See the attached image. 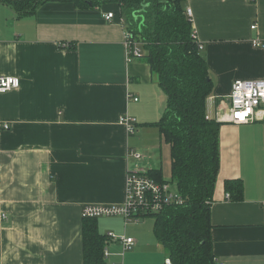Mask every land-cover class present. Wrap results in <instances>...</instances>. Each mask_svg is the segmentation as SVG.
I'll return each mask as SVG.
<instances>
[{
    "label": "crops",
    "instance_id": "1",
    "mask_svg": "<svg viewBox=\"0 0 264 264\" xmlns=\"http://www.w3.org/2000/svg\"><path fill=\"white\" fill-rule=\"evenodd\" d=\"M185 7L212 81L207 116L223 119L210 204L212 252L224 264H264V127L252 123L259 132L251 139L242 132L251 123L227 120L231 83L264 79V44L252 42L264 43V0H186ZM106 12L114 13L111 21L103 19ZM119 20L116 3L80 9L47 2L16 16L0 0V74L19 78L18 87L0 92V264H82L81 207L121 203L129 170L167 168L164 178L170 176L169 146L150 124L166 98L149 64L128 59ZM124 116L134 133L120 123ZM157 146L158 162L146 155ZM227 180L241 184L239 199L225 198ZM121 221L93 222L122 257L111 261L147 264L143 234H120ZM109 232L133 238L135 247L125 253Z\"/></svg>",
    "mask_w": 264,
    "mask_h": 264
},
{
    "label": "trees",
    "instance_id": "2",
    "mask_svg": "<svg viewBox=\"0 0 264 264\" xmlns=\"http://www.w3.org/2000/svg\"><path fill=\"white\" fill-rule=\"evenodd\" d=\"M16 16L33 14L47 2H71L77 8L116 3L124 30L141 43L142 58L165 95L160 118L150 123L169 146L170 178L161 168L147 170L158 182L174 183L180 203L164 206L154 217L153 232L173 264H215L211 247L210 204L219 170L221 122L206 113L212 91L206 59L192 37L186 0H4ZM224 189L239 199L242 187L227 180ZM82 264H106L105 236L83 218Z\"/></svg>",
    "mask_w": 264,
    "mask_h": 264
},
{
    "label": "built area",
    "instance_id": "3",
    "mask_svg": "<svg viewBox=\"0 0 264 264\" xmlns=\"http://www.w3.org/2000/svg\"><path fill=\"white\" fill-rule=\"evenodd\" d=\"M253 2L254 0H247ZM186 14L191 20V9H186ZM103 19L111 21L114 18L113 12L102 13ZM119 23L122 24L120 18ZM251 29L255 28V23L251 24ZM192 37L197 41L201 50L202 46L197 40L196 31L193 30ZM125 46L127 48L128 59L138 58L141 54V43L134 39L129 31H124ZM255 45H263L264 43L258 39L252 40ZM66 42L58 45L66 46ZM19 86V78L13 75L0 74V92H5ZM228 117L229 122L235 124H247L253 122H261L264 127V79H235L231 83L230 93L228 95ZM137 100V98H134ZM219 122L222 118L217 119ZM132 119L128 116L121 117L120 123L124 124L128 133H134L135 128L131 124ZM3 129L9 126L3 124ZM131 156L141 159L143 155L135 150L130 151ZM230 195L225 194L228 199ZM181 202L180 196L177 194L176 188L172 187L171 182H158L149 176L144 168H136L129 170L125 181V197L121 203L101 204L89 203L81 207L82 218H99L103 216H120L124 223L130 221H141L145 214L159 212L164 206L177 204ZM264 205V202H263ZM106 237L121 243L122 251L131 248L134 239L124 235L115 236L113 233H107ZM120 254H122L120 252ZM110 255L107 245L103 247V257L106 259ZM215 264H224L217 261L214 257ZM108 264H120L117 261H111ZM162 264H173L168 256H165Z\"/></svg>",
    "mask_w": 264,
    "mask_h": 264
},
{
    "label": "rangeland",
    "instance_id": "4",
    "mask_svg": "<svg viewBox=\"0 0 264 264\" xmlns=\"http://www.w3.org/2000/svg\"><path fill=\"white\" fill-rule=\"evenodd\" d=\"M253 123H260L261 125V131L263 132V124L261 122H253ZM259 132V129L254 127V124H250L247 127H245L242 132H244L249 138H253L256 136V134ZM154 133H156L157 135V130H153ZM158 146L157 148H150V152L146 153L147 156H152V158L155 156L157 159V162L159 161V150H158ZM163 149V147H162ZM167 153L165 151L162 150L161 153V157L160 160L162 162V165H164L165 167V159L167 158ZM163 173L164 171H168V169L163 168L162 169ZM165 175V174H164ZM165 178H170L169 175H166ZM172 187L175 189V185L174 183H172ZM106 217V216H103ZM108 217H112V216H108ZM116 217H120V216H116ZM122 218V217H121ZM123 220V218H122ZM122 228V232L120 234L123 233V231L125 232V235H131L136 237V234H143L142 238L144 239V252L142 254V259L147 263V264H162V262L164 261V256L166 255V252L164 250V248L161 245H157L154 243L156 242V238L153 232V226H154V217L153 216H146L143 218V220L141 221H130L127 223H124L121 221V223L119 224ZM125 225V226H124ZM115 236H120L119 233H113ZM155 241V242H154ZM148 244H152V245H148ZM141 246V245H139ZM108 250L110 255L104 259L106 264H108L111 260H117V261H121L122 257H119L116 253H113V246L107 245ZM135 247V245L133 246ZM118 248V247H117ZM125 253H127V250L124 251ZM124 253V254H125ZM115 255V256H114ZM159 255V256H157ZM167 256V255H166ZM124 258V257H123ZM140 264H143L142 262H140Z\"/></svg>",
    "mask_w": 264,
    "mask_h": 264
}]
</instances>
